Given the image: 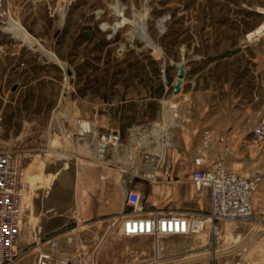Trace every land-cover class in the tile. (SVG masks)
Here are the masks:
<instances>
[{
    "label": "rangeland",
    "instance_id": "obj_1",
    "mask_svg": "<svg viewBox=\"0 0 264 264\" xmlns=\"http://www.w3.org/2000/svg\"><path fill=\"white\" fill-rule=\"evenodd\" d=\"M262 22L264 0H0V151L20 158V226L28 220V229L37 228L26 213L53 181L76 194L96 165L117 169L122 190L141 192L148 210L170 212L208 206L207 191L189 180L200 153L242 175L264 171L251 132L262 117L247 107L253 97L264 106V37L258 47H238ZM179 63L185 74L174 94ZM163 116L170 125L165 159L174 158L181 184L162 181L164 164L150 170L143 161L156 152L149 134ZM225 126L232 131L222 133ZM146 127L152 130L142 137ZM205 129L213 133L208 146ZM103 131H117L121 142L96 162L94 141ZM69 210L68 224L48 236L59 242L54 253L76 264H213L210 245L219 234L166 235L156 248L150 236L121 235V214L85 220L79 206ZM36 246L25 244L15 264H35Z\"/></svg>",
    "mask_w": 264,
    "mask_h": 264
},
{
    "label": "built area",
    "instance_id": "obj_2",
    "mask_svg": "<svg viewBox=\"0 0 264 264\" xmlns=\"http://www.w3.org/2000/svg\"><path fill=\"white\" fill-rule=\"evenodd\" d=\"M258 37V36H257ZM172 116H177L178 106L169 103ZM164 121L155 124L157 133L156 152H146L143 156L145 167L156 169L165 166L166 177L170 176L171 163L165 159V148L169 140V124ZM145 129H148L146 127ZM149 130V129H148ZM152 130V129H151ZM149 130V131H151ZM257 149L264 154V117L251 128ZM213 139L210 129L203 132L202 143L208 146ZM218 139L226 142L227 135ZM121 136L117 131L100 132L94 141L93 158L103 162L108 151L118 147ZM225 150L229 146L225 144ZM206 155L200 153L194 158V168L190 172V182L196 191L205 190L209 196V208L200 212H170L161 209L150 211L144 203L141 192L130 189L125 192L126 210L121 214L117 230L124 236L145 235L154 239L156 248L159 238L166 235H191L206 232L214 237L219 234L220 221H247L253 215V196L259 187L262 172L242 175L226 169L224 161L207 163ZM154 172H152L153 177ZM26 186L21 178L20 158L10 150L0 151V264H15L19 257L17 239L24 210ZM35 264H76L70 258L58 256L54 250L59 246L56 237H48L36 244ZM236 264H242L239 261Z\"/></svg>",
    "mask_w": 264,
    "mask_h": 264
},
{
    "label": "crops",
    "instance_id": "obj_3",
    "mask_svg": "<svg viewBox=\"0 0 264 264\" xmlns=\"http://www.w3.org/2000/svg\"><path fill=\"white\" fill-rule=\"evenodd\" d=\"M262 37L264 35L258 36L253 41H248L245 37L242 40V45L238 47H258L259 42L257 41ZM255 84L257 85V81ZM251 91L255 93L257 88L254 87ZM247 107L252 110L251 115L258 114L260 117H264V106L258 103L256 97L249 101ZM162 121L165 122L164 116ZM221 131L222 133L231 132L232 127L225 126ZM166 160L172 165L170 176L166 177L164 167L161 172L159 171V177L162 174L161 179L167 184H181L180 177L174 172V158L169 157ZM125 168V178H127L128 166L125 165ZM261 172L260 184L253 196L252 217L247 221L219 222V238L210 245L211 249H215L212 255L213 264H236L237 261L242 264H264V171ZM117 174V169L113 170L110 167L107 169L105 166L96 165V168H90L84 172V180L90 181V184L76 189L78 193H71V196L63 181H53L52 185L44 191L43 198L37 199L36 195L32 208L26 213V218L32 214L37 220V228L32 231L28 229L29 221L23 222L17 239L18 251L23 249L25 244H37L41 240L51 237L48 235L53 234L56 230L65 227L69 221L70 206L72 211L76 205L79 206V215L85 220L95 217L97 219L110 214H122L127 209L124 203L126 191H123L119 186ZM178 192L181 190L178 189ZM190 200L196 201V196H190ZM190 205L196 208L195 203H190ZM208 208L209 201L205 210Z\"/></svg>",
    "mask_w": 264,
    "mask_h": 264
},
{
    "label": "bare ground",
    "instance_id": "obj_4",
    "mask_svg": "<svg viewBox=\"0 0 264 264\" xmlns=\"http://www.w3.org/2000/svg\"><path fill=\"white\" fill-rule=\"evenodd\" d=\"M10 28H11L12 31H15L17 33H23L22 28L18 24H16V23L11 22ZM262 34H264V22H262L261 24H259L258 26H256L254 29H252L249 32H247V34L245 35V37H246V39H248V41L249 40L253 41V40H256L257 39V36H260ZM83 125L85 127L87 125V123L84 121ZM151 128H153V127H151ZM148 132H149L148 129H143V130H141V132H138V134H140L143 137V136L147 135ZM150 176H152V175H150ZM156 257H158V255Z\"/></svg>",
    "mask_w": 264,
    "mask_h": 264
},
{
    "label": "water",
    "instance_id": "obj_5",
    "mask_svg": "<svg viewBox=\"0 0 264 264\" xmlns=\"http://www.w3.org/2000/svg\"><path fill=\"white\" fill-rule=\"evenodd\" d=\"M185 74V68L182 63H179L177 65V74H176V79L173 82V93L177 94L180 92V86H181V81L182 78L184 77Z\"/></svg>",
    "mask_w": 264,
    "mask_h": 264
}]
</instances>
